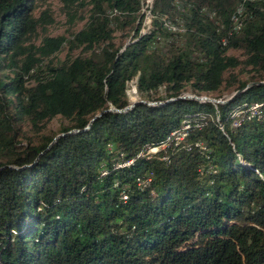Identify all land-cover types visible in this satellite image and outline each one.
<instances>
[{
	"label": "trees",
	"instance_id": "obj_1",
	"mask_svg": "<svg viewBox=\"0 0 264 264\" xmlns=\"http://www.w3.org/2000/svg\"><path fill=\"white\" fill-rule=\"evenodd\" d=\"M61 1L73 23L86 20L69 38L48 34L40 0H0V264H264V83L233 99L263 104L238 116L227 102L178 98L85 128L130 103L135 76L148 100L264 80V0H154L145 33L142 0ZM165 14L185 21L183 42ZM117 32L134 35L121 45ZM57 116L60 132L82 130L47 148Z\"/></svg>",
	"mask_w": 264,
	"mask_h": 264
},
{
	"label": "rangeland",
	"instance_id": "obj_2",
	"mask_svg": "<svg viewBox=\"0 0 264 264\" xmlns=\"http://www.w3.org/2000/svg\"><path fill=\"white\" fill-rule=\"evenodd\" d=\"M174 1H178V0H174ZM154 3V0H142V11L145 13V17H144V20H143V23H142V28H141V32L145 33L147 31H150L152 28H153V18L155 17L153 11H152V8H153V4ZM173 3V2H172ZM152 4V5H151ZM148 6H152V7H149ZM44 8H47V9H50V11L52 12V15L54 17V21L48 25V29H47V32L48 34L50 35H60V34H64L66 36L71 37L72 35V32L75 31V30H78L80 29L84 23H85V19L84 20H81V19H77L75 23H73L71 21V18L70 16L67 14V11H66V8L64 7V4L61 0H40V4H39V12L37 14L40 13L41 10H43ZM240 12H242V8L239 9V11L237 12V14H234V23H235V27H240V24H241V21H240ZM212 16L214 18L215 17V13H212ZM161 19H163L165 21V25L168 27L169 31H176V37L179 38V42H183L184 40V35H185V21L181 18H172L170 17V15L168 16L167 14L165 15H162L161 16ZM218 21V23H220L219 19L217 18L216 19ZM152 23V25H151ZM44 34L43 30H40V37ZM116 41L118 44H123L124 41H129L134 33L132 32L131 34H129L127 37L125 38H122V32H117L116 33ZM40 40V39H39ZM161 43H165L166 40L164 39L163 36H161ZM125 45H123L121 48L123 49ZM70 51V46L68 43H65L64 46L62 47V49L57 53V56L64 59L68 52ZM72 51V55L76 56V55H82V56H87L89 55L88 52L85 50V48L83 46H77L75 47ZM233 53L235 54H240V51L239 50H232ZM241 77L242 78H249L248 74L247 73H242L241 74ZM137 76L134 77L133 81H129V87H128V98H129V101H134V100H138L140 98H144L141 94H140V91L138 90L137 88ZM135 81V83H134ZM235 87L231 88V89H226L224 90L221 95H217L216 93L215 94H209L210 96H214V95H217V96H214V97H221V96H228L230 94H232L234 91H235ZM187 93V92H193L190 87L188 86L187 89H184L182 90L181 93ZM172 92H167L165 91L164 88H162V91L160 93L159 96H162L160 98H164L162 100V102H158V103H154V104H151V105H163V104H166V103H169L171 101H174L178 98H174L175 96H169L168 94H171ZM208 95V94H207ZM261 101H258V100H254V99H249V97H242V99H238V100H231L227 103L230 104V108L233 109V111H235V114L238 116V113L241 112V111H238L240 110L241 108H249L251 106H256V107H259L261 108ZM264 108V107H262ZM196 115L197 114H203V115H207V113H205L204 111L202 110H198L196 112H194ZM191 115L190 112H186V115ZM187 119V118H185ZM183 119V120H185ZM67 124V121L65 119H63V117L61 116H57L55 118H53L50 122H49V125L47 127V129L45 130V133H48V134H58L60 133L62 127ZM186 125L189 126V123H186ZM185 125V126H186ZM27 128V127H26ZM190 128V127H189ZM28 130V128H27ZM174 133L176 132H173V135ZM30 136L35 140V141H38L39 138L37 137L38 135H32L30 133ZM22 143L24 145H27L28 144V140L27 139H24L22 141ZM151 149H149L148 151H150ZM150 154L149 155H152L153 153H156L155 151H150L149 152ZM10 165V164H9ZM14 165H17V164H14ZM26 166H29L26 165ZM25 167V166H24ZM23 168V167H22ZM18 169V168H17ZM21 169V168H19Z\"/></svg>",
	"mask_w": 264,
	"mask_h": 264
},
{
	"label": "water",
	"instance_id": "obj_3",
	"mask_svg": "<svg viewBox=\"0 0 264 264\" xmlns=\"http://www.w3.org/2000/svg\"><path fill=\"white\" fill-rule=\"evenodd\" d=\"M126 45L127 44H125L123 49L126 47ZM260 83H264V80L250 81V82H248V84L246 86L239 88V89H236L232 94H230L228 96L214 97V96H210L207 94H197L195 92H187V93L185 92V93H181V94L175 96L174 98H192V99H196V100H200V101L211 99L216 104L225 103V102H229V101L233 100L238 94H240L241 92L246 90L248 87L252 86L253 84H260ZM140 102H146L148 104H154V103L162 102V99L148 100V99L140 98L138 100L130 101L129 104H127L126 106H123V107H117L115 105H111L109 108L102 109L97 114H95V116H93V118L89 121V123L85 126V128H89L92 125V122L96 119V117L102 115L105 111H109V110L119 111V112L126 111L129 108H131L132 106H134ZM85 128H83V129H85ZM81 130H82L81 128H72V129L68 130L67 132L58 133L54 137V139L50 142V144L48 145L47 148H49L54 143V141H56L60 136L65 135L67 133H72V132L81 131ZM26 165H28V164H25L23 166L10 164V166L14 167V168H22ZM3 167L4 166H2L1 168H3Z\"/></svg>",
	"mask_w": 264,
	"mask_h": 264
},
{
	"label": "bare ground",
	"instance_id": "obj_4",
	"mask_svg": "<svg viewBox=\"0 0 264 264\" xmlns=\"http://www.w3.org/2000/svg\"><path fill=\"white\" fill-rule=\"evenodd\" d=\"M202 102H212V103H215V102H213L211 99H207V100H204V101H202ZM185 125V124H184ZM190 127V125L188 126V125H186V126H184V130L186 131L188 128ZM183 132V131H182ZM176 134H180L179 132L177 133V131H176V133H174V135H176ZM173 135V134H172ZM184 136H187V133L186 132H184ZM195 143H200V142H195ZM150 151H148V153H149ZM152 152V151H151ZM144 184H148V183H144ZM143 186V185H142Z\"/></svg>",
	"mask_w": 264,
	"mask_h": 264
},
{
	"label": "built area",
	"instance_id": "obj_5",
	"mask_svg": "<svg viewBox=\"0 0 264 264\" xmlns=\"http://www.w3.org/2000/svg\"><path fill=\"white\" fill-rule=\"evenodd\" d=\"M196 142H202L201 140H198V141H196ZM203 143V142H202ZM177 144V143H176ZM160 148H164V147H156V148H151V150L150 151H155V152H157ZM164 158H166V155L165 156H163ZM144 183H149V178H145V179H143V183H140L141 185H143Z\"/></svg>",
	"mask_w": 264,
	"mask_h": 264
}]
</instances>
